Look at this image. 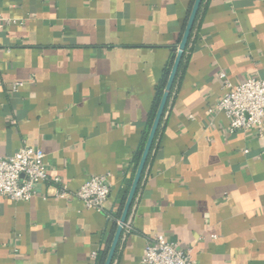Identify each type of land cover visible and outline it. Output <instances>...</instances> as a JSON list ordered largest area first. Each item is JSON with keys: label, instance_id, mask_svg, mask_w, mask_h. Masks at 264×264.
<instances>
[{"label": "crops", "instance_id": "crops-1", "mask_svg": "<svg viewBox=\"0 0 264 264\" xmlns=\"http://www.w3.org/2000/svg\"><path fill=\"white\" fill-rule=\"evenodd\" d=\"M191 2L0 0V156L41 149L51 179L0 196V264H96ZM189 47L111 264H143L155 235L193 264H264V121L229 133L208 111L220 72L264 78V0H205ZM104 173L103 211L56 196L54 177L74 192Z\"/></svg>", "mask_w": 264, "mask_h": 264}, {"label": "built area", "instance_id": "built-area-1", "mask_svg": "<svg viewBox=\"0 0 264 264\" xmlns=\"http://www.w3.org/2000/svg\"><path fill=\"white\" fill-rule=\"evenodd\" d=\"M3 24L0 16V28ZM219 78L223 81V95L208 111L225 114L229 133L250 131L252 128L261 131L264 121V78L249 77L232 83L224 72L219 73ZM17 85L19 83L14 84L13 88ZM44 159L45 153L41 149L27 145L10 155L0 156V196L13 201H29L35 197L37 185L51 181ZM108 178V173L92 175L74 192L60 185L58 177H54L52 182L59 186L57 197L77 198L86 208L103 211L110 191ZM96 256L97 253H92V257ZM142 261L143 264H193L188 249H182L163 235H155L148 240Z\"/></svg>", "mask_w": 264, "mask_h": 264}, {"label": "water", "instance_id": "water-1", "mask_svg": "<svg viewBox=\"0 0 264 264\" xmlns=\"http://www.w3.org/2000/svg\"><path fill=\"white\" fill-rule=\"evenodd\" d=\"M200 3H201V0H194L193 4L191 6L187 21L185 23V26H184V29L182 32L180 42L177 46L176 54H175V57L173 60L171 70H170L168 78H167L165 89H164L163 94L161 96V99H160V102L158 104L153 122H152L150 130L148 132V136H147L145 145L143 147L138 165L136 167L132 182L130 184L127 196L125 198V201H124V204L122 207L119 222L116 226L114 235H113L112 240L110 242V245H109V248H108V251H107V254H106V257H105L103 264H111V262H112V259H113V256H114L120 235L122 233L123 224L126 221V218L128 216V212L130 210V207H131V204H132V201L134 198V195L136 193L138 184L140 182L141 175H142L148 154H149L151 146H152V142H153V139L155 136V132L157 130L161 116L163 114V111H164V108H165V105H166V102L168 99L169 91L171 89L173 80L175 78L181 57L183 55L184 49L186 47L187 41H188L190 33L192 31Z\"/></svg>", "mask_w": 264, "mask_h": 264}, {"label": "trees", "instance_id": "trees-1", "mask_svg": "<svg viewBox=\"0 0 264 264\" xmlns=\"http://www.w3.org/2000/svg\"><path fill=\"white\" fill-rule=\"evenodd\" d=\"M193 1L191 2V5L193 4ZM204 2L205 0H201V3H200V6H199V9H198V12H197V15H196V19H195V22H194V25H193V28H192V31L190 33V36H189V39L187 41V44H186V47L184 49V52H183V55L181 57V60H180V63H179V66H178V69H177V72H176V75H175V78L173 80V83H172V86H171V89L169 91V95H168V99H167V102H166V105H165V108H164V111H163V114L161 116V119H160V122H159V125L157 127V130L155 132V136H154V139H153V142H152V146H151V149H150V152L148 154V157H147V160H146V163H145V166H144V169H143V172H142V175L145 171V168L147 166V163L148 161L150 160L151 156H152V153L153 151L156 149L157 147V144H158V137L160 135V132H161V129H162V121H163V117H164V114H165V111L168 107V104H169V101H170V98L172 96V93L174 91V88H175V85L177 83V79H178V76H179V73H180V70L182 69L183 67V64H184V61H185V57H186V53H187V50L190 48L189 45H190V42H191V38H192V35L194 33V30L196 28V23H197V20L199 18V14L201 12V9L204 5ZM191 7V6H190ZM191 9V8H190ZM190 12V10H189ZM189 12H188V15H189ZM188 15H187V18H188ZM187 18H186V21H187ZM185 21V23H186ZM185 23H184V26H185ZM183 29L184 27L182 28V31L180 33V37H179V42H180V39H181V36H182V32H183ZM178 42V44H179ZM175 54H176V48L174 49L173 53H172V56L170 58V60L168 61L164 71H163V74L159 80V83L156 87V96H155V99H154V105H153V108H152V111L149 115V118H148V127H147V130L146 132L144 133V137H143V140H142V144H141V148L139 149V151L137 152V154L135 155V168L137 167L138 165V162H139V159H140V156H141V153H142V150H143V147L145 145V142H146V139H147V136H148V132L150 130V127H151V124L153 122V119H154V116H155V113H156V110H157V107H158V104L160 102V99H161V96L163 94V91L165 89V85H166V82H167V78H168V75H169V72L171 70V67H172V64H173V60H174V57H175ZM141 175V177H142ZM116 228V227H115ZM109 241L108 243L106 244V246L104 247L103 251L101 252V254L97 257V262L96 264H103L104 263V260H105V257H106V254H107V251H108V248H109Z\"/></svg>", "mask_w": 264, "mask_h": 264}]
</instances>
